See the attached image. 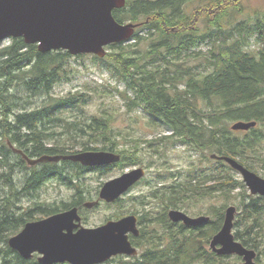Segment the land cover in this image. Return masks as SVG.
I'll list each match as a JSON object with an SVG mask.
<instances>
[{
  "label": "trees",
  "instance_id": "obj_1",
  "mask_svg": "<svg viewBox=\"0 0 264 264\" xmlns=\"http://www.w3.org/2000/svg\"><path fill=\"white\" fill-rule=\"evenodd\" d=\"M194 1L195 6L189 9L188 2ZM245 2L126 0L123 7L114 9L113 16L120 23L138 24L131 37L133 42L110 44L106 49H114L104 57L92 54L91 57L124 83L125 89L118 94L124 99L127 111L141 106L152 119L173 131L172 135L158 140L177 137L210 154L236 158L252 170L247 155L256 153V147L264 139L261 129L264 124V9L240 18L247 7ZM144 30H148L147 38L140 33ZM149 36L150 42L143 49L140 43ZM251 37L262 46L249 49ZM204 41H209L211 48L197 64L177 61ZM198 55L200 52H192L190 56L198 58ZM72 56L66 50L40 52L36 44H26L21 37L11 38L8 44L0 46V167L4 168L1 176L6 187L17 186L13 180L16 166L28 167L11 146L28 157L99 149L119 153V162L95 167L100 174H106L112 166L132 165L137 161L136 147L130 149L116 139L108 110L100 109L87 119H76L74 112L83 113L91 102L90 96L80 90L64 96L53 94L54 86L69 80L74 72L69 63ZM80 56L84 55L77 57ZM150 61L161 62V67L149 70ZM194 67H203L205 71L193 72ZM179 83H184L183 89L178 88ZM199 101L209 106L203 109ZM35 102L37 106L26 107ZM226 119L255 121L256 125L233 134L226 125H220ZM39 164L30 166L31 171L24 176L23 191L31 193L55 178L74 189L73 197L69 202L35 203L16 214L8 207L7 200L12 195L7 194L0 201V242L7 243L9 233L16 234L26 222L38 218L36 211L48 216L74 206L79 209L89 198L81 189V174L88 167L66 160L43 162L37 168ZM212 168L196 167L189 171L187 181L171 186L173 190L166 208H180L178 204L183 205L193 193H230L244 187L241 180L231 175V168L223 160H216ZM207 180L211 185L205 187ZM245 197L249 198L242 205L245 229L233 234L244 246L256 251L259 262L264 237V196L246 194ZM215 216L207 228L197 233L187 232L181 223L180 235L175 233L176 229L167 228L164 243L150 238L147 244H142L146 250L140 264H193L201 256H212L206 262L216 264V259L224 256L198 252L203 242L199 241L211 239L222 224L224 214L217 212ZM0 264L39 263L36 259H23L9 246H3Z\"/></svg>",
  "mask_w": 264,
  "mask_h": 264
},
{
  "label": "water",
  "instance_id": "obj_2",
  "mask_svg": "<svg viewBox=\"0 0 264 264\" xmlns=\"http://www.w3.org/2000/svg\"><path fill=\"white\" fill-rule=\"evenodd\" d=\"M126 0H0V42L21 37L26 44H36L40 52L66 50L76 56L92 54L100 58L113 43L128 41L138 24L120 23L114 9L125 5ZM256 125L255 121L237 120L233 131H245ZM28 165L62 160L80 163L94 168L120 161V154L108 150H80L70 154L28 157L20 149ZM210 158L223 160L241 175L242 181L253 195L264 196V178L247 168L236 158L210 154ZM145 174L142 167H133L104 182L98 198L84 202L91 208L100 200L114 202L126 193ZM237 208H225L222 224L212 235L209 246L218 255H237L239 264H260L254 249L244 246L233 234V222ZM172 221H182L188 226H198L209 221V216H190L179 209H170ZM78 207L50 214L38 220L28 221L23 228L7 240L8 246L23 259L36 253L39 264H101L116 255H133L137 252L129 240V234H138L136 216L128 214L110 219L96 227L83 226Z\"/></svg>",
  "mask_w": 264,
  "mask_h": 264
},
{
  "label": "rangeland",
  "instance_id": "obj_3",
  "mask_svg": "<svg viewBox=\"0 0 264 264\" xmlns=\"http://www.w3.org/2000/svg\"><path fill=\"white\" fill-rule=\"evenodd\" d=\"M245 1L247 7L244 9V13L238 16L240 18L246 16L245 14L247 13L253 15L254 10L264 9V0ZM188 3L189 9L196 4L195 1ZM140 33L147 38L148 30L141 31ZM150 38L151 36H149L146 41L140 43L143 49L147 46L148 42H150ZM9 41L10 39H6L0 42V46L8 44ZM131 42H133V39L130 38L128 41H125V44ZM261 46V43L256 41L254 37L250 38L248 43L249 49L256 50ZM210 48L211 43L209 41H204L197 48H193L182 54L177 61H188L189 64L195 65L197 61L201 60L203 56L207 54ZM113 49L114 48H110L107 49V51H112ZM192 52H200V55H198V58H194L190 56ZM81 55L84 56L77 57V55L70 58L69 63L74 69V72L69 80L59 82L54 86L53 94L56 96H64L69 92L80 90L84 92V95L90 96L91 102L85 107V111L83 113L74 112L75 115L73 116H76V119L83 120L97 113L100 109L108 110L109 113L112 114V128L114 134L117 135L116 139L124 143L126 147L130 149L136 147L134 158L137 159L132 165L124 164L112 166L106 174H100L94 169L84 171L81 174V189L86 193V196L89 197L86 198L84 202L97 199L98 192L103 183L120 175L125 170L133 167H142L145 169V174L139 182L135 183L115 202L107 203L100 200L99 204L91 208L85 207L83 202V205L79 208L82 217L81 222L83 226L96 227L105 223L107 220L115 219L112 217L115 214L123 216L128 214H139L136 210H140L141 214H148V212H151L153 216L149 215L150 218H157L159 211L162 212V208H164L163 205L165 203L169 204V194H171L173 186L187 181L189 171L196 169V167H201L202 169L214 167L216 160L210 158V153L207 150L197 149L188 142H182L177 137L158 140L164 136L172 135L173 131L165 124L152 119L141 106L136 107L130 112L127 111L124 99L118 94V91H123L125 89L124 83L120 82L115 75H112L105 65L96 62L91 57V54ZM160 64L162 63L159 61H150L147 68L149 70H155L161 67ZM192 71L201 73L204 72L205 69L203 67H194ZM178 88L183 89L184 83H179ZM128 94L131 95L130 93ZM37 103L27 104L26 107L31 109L37 106ZM198 105L203 109L209 106L208 103L202 101H199ZM234 122L233 119L221 120L220 125L224 124L233 134H239V132L231 130V125ZM261 129L264 132V124L261 126ZM256 151V153L247 155L248 164L252 165V170L255 173L264 178V139L256 147ZM206 157L209 160H207ZM41 165L42 163L36 167L39 168ZM27 166L28 167H15V177L13 179L17 184L15 188L6 187L5 179L1 176L4 168L0 167V201L2 202L3 198H6L7 194L9 195L10 193L12 196L8 198L7 204L10 209L16 211V214L26 211L27 208L35 203L48 205L61 203V201H71L74 189L58 182L55 178L45 182L41 187L31 193L23 191L22 183L24 176L31 171L30 165ZM230 173L235 178L242 181L241 175L238 172L231 169ZM210 185L211 182L209 180L204 184L205 187ZM243 186V188L234 189L230 193L214 192L208 195H203L199 192L193 193L192 198L185 200V203H182L183 205L178 204L180 208L177 209L184 211L190 216L207 215L210 217V220L213 221L216 218L215 215L217 212H222L224 214L227 206L234 205L237 208V213L234 218L233 232L244 230L246 223L242 216V205L245 198L249 200V198L245 196L246 194L251 196L257 195L251 194L244 182ZM10 200L12 201L10 202ZM171 208L174 209L173 206H170L167 210ZM35 215H37L36 217L38 218L34 220L46 217L38 211L35 212ZM141 225L143 227V223ZM148 226V229H156V225L154 226L152 223ZM205 228H207V226ZM159 231L162 232L159 229L158 233H160ZM13 235L14 234L9 233V237ZM201 241H203V248L209 247L210 238H208L207 241L201 239L199 242ZM261 241L263 244L260 247L261 255L259 257V263L264 264V237ZM3 246H8V244L0 242V247L3 248ZM37 257L38 254L35 253L31 259H36L37 261ZM136 261L132 262L129 257L117 256L102 264H136ZM241 262V257L237 255H229L222 259H216V264H239ZM195 264L204 263L198 262Z\"/></svg>",
  "mask_w": 264,
  "mask_h": 264
},
{
  "label": "flooded vegetation",
  "instance_id": "obj_4",
  "mask_svg": "<svg viewBox=\"0 0 264 264\" xmlns=\"http://www.w3.org/2000/svg\"><path fill=\"white\" fill-rule=\"evenodd\" d=\"M89 169H95V167L94 168H89ZM137 182H139V181H137ZM163 206H164V208H162V212L159 211V213L157 214V218H153V217L150 218L149 215L153 216V214L151 212H148V214L147 213L141 214L140 210H136L139 214H136V215L133 214V215L136 216V226H137V229H138L139 232H138L137 235H134V234L130 233L129 234V240H130L131 244L133 245V247L136 248L137 252L135 254H133V255H116V256L111 257L110 259H112L114 257H117V256H125V257H129L132 262L137 260L136 264H140V259H141L142 253L146 250V248L144 246H142V244H147V241H149L150 238H153L155 240H162L161 243H164L166 241V238H167V235H168L167 228L176 229L175 233L180 235V232H181L180 230L182 229L181 223L182 224H184V223L182 221H172L169 218V216H168V211L170 209L167 210L165 204ZM160 212H161V216H160ZM210 221L211 220L209 219L208 222H206V223H204L202 225H198V226H188V225L184 224L186 226V228H183V229L186 230L187 232L191 233V234H193V232L197 233L200 230V228L201 229H205L204 227ZM142 223H143V227L141 225ZM151 223L154 226L156 225L155 226L156 229L155 228H149L148 229V227H149L148 225H150ZM143 229L145 231H144V233L142 235V230ZM159 229L162 232L159 231L160 233H158ZM140 250H141V254H140ZM198 252H200L201 255H203V253H205V252L206 253H214V254H216L215 252H213V250L210 248V246L208 248H203V246L201 248L199 247V251ZM216 255H218V254H216ZM218 256L226 257V256H229V255H218ZM206 260H212V256H206V257L201 256L200 258H197L195 260V263L202 262L204 264H207ZM161 263L164 264V262H161ZM195 263H193V264H195Z\"/></svg>",
  "mask_w": 264,
  "mask_h": 264
},
{
  "label": "bare ground",
  "instance_id": "obj_5",
  "mask_svg": "<svg viewBox=\"0 0 264 264\" xmlns=\"http://www.w3.org/2000/svg\"><path fill=\"white\" fill-rule=\"evenodd\" d=\"M201 229V228H200Z\"/></svg>",
  "mask_w": 264,
  "mask_h": 264
}]
</instances>
